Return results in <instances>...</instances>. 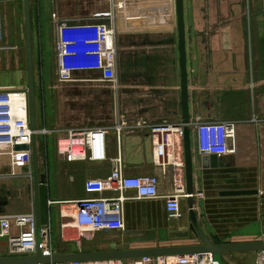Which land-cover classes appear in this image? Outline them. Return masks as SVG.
<instances>
[{
	"label": "crops",
	"instance_id": "1",
	"mask_svg": "<svg viewBox=\"0 0 264 264\" xmlns=\"http://www.w3.org/2000/svg\"><path fill=\"white\" fill-rule=\"evenodd\" d=\"M119 88L88 79L61 83L57 65L58 25L63 19L90 17L107 8L106 0H29L32 66L35 86L39 173L47 188L50 245L54 254L91 253L116 242L118 250L200 245L191 229L188 197L183 216L168 218L162 196L175 191L174 167L155 163L152 136L135 126L164 121L182 123L181 70L175 0H117ZM0 91L28 87L25 0H0ZM190 120L236 124L233 153L201 154L192 139L194 212L212 242L264 240V0H184ZM85 74L84 76H81ZM129 121L117 133V113ZM256 118V120H254ZM69 130H102L105 159L68 161L57 141ZM120 157L129 176L155 175L161 195L138 199L134 190L124 203L125 228L81 232L74 222V200L99 196L88 180L107 177ZM207 157V166L203 158ZM185 160V159H184ZM29 178L31 206L5 212L4 198ZM19 180H13V179ZM31 180V181H30ZM18 183H16V182ZM0 215L35 211L32 155L0 153ZM18 195V194H17ZM103 195H111L106 192ZM35 213V212H34ZM258 251L223 254L226 264H244ZM0 249V256H8ZM134 258L121 259L131 262ZM111 260V259H105ZM118 260V259H116ZM256 261V258H255ZM256 263V262H255Z\"/></svg>",
	"mask_w": 264,
	"mask_h": 264
},
{
	"label": "built area",
	"instance_id": "2",
	"mask_svg": "<svg viewBox=\"0 0 264 264\" xmlns=\"http://www.w3.org/2000/svg\"><path fill=\"white\" fill-rule=\"evenodd\" d=\"M107 8L94 12L90 17L63 19L58 25L57 65L54 75L61 83L79 80L80 73L89 72L96 79L119 88V43L117 0H106ZM3 19L0 15V38ZM1 48V47H0ZM256 120V118H254ZM188 126L191 136L198 142L201 154L225 156L235 151L236 124L231 121H204L196 116L188 123L161 122L147 124L138 120L134 127L146 131L154 140L155 163L173 166L176 181L183 179L184 127ZM129 127L124 113H117L116 130L119 135ZM47 129L33 130L29 121L28 90L7 89L0 91V153L8 152L12 157L19 152L32 155L33 136L46 134ZM102 130H69L57 141V150L66 160L105 159ZM159 180L155 175L129 176L124 170L122 159H114L113 168L105 178L88 180L89 192L100 195L73 201L74 222L81 232L123 230L125 228L124 203L130 197L125 191H135L138 199L161 197ZM109 192L111 195H103ZM182 184L176 185L173 193L165 199L168 218L183 216L181 198L188 197ZM0 238L7 239L8 254L11 256L34 255L38 250V229L34 212L0 215ZM40 246L44 256L54 254L50 245L47 225L40 228ZM52 264H220L211 253H192L168 256H143L131 262L121 259L84 261L75 260ZM256 264H264V250L257 252Z\"/></svg>",
	"mask_w": 264,
	"mask_h": 264
},
{
	"label": "water",
	"instance_id": "3",
	"mask_svg": "<svg viewBox=\"0 0 264 264\" xmlns=\"http://www.w3.org/2000/svg\"><path fill=\"white\" fill-rule=\"evenodd\" d=\"M177 15V30L179 35V53H180V70H181V107L183 123L190 121L189 113V87H188V69H187V51H186V30L184 21V0H175ZM25 31H26V55H27V72H28V100H29V121L33 130L36 129L35 116V86L34 71L32 66V49H31V24L29 0H25ZM184 161L186 190L188 196V206L191 215V229L201 238L202 244L191 246H174L153 249L139 250H118L117 243H108L106 249L91 253H66L53 254L44 256L40 246V228L42 225L48 224L49 205L47 188L44 176L39 173L37 136H33L32 141V165H33V182L35 190V216L38 229V250L34 255L23 256H0V264H52L58 262H69L75 260L95 261L105 259H128L139 258L143 256H168L182 255L192 253H211L213 259L220 264H226L223 254L238 251H260L264 250V240L249 243H215L212 242L197 224L196 213L194 212V186H193V155H192V139L190 128L184 127ZM204 166H207V157L203 158ZM212 164L215 165L216 155H212Z\"/></svg>",
	"mask_w": 264,
	"mask_h": 264
},
{
	"label": "rangeland",
	"instance_id": "4",
	"mask_svg": "<svg viewBox=\"0 0 264 264\" xmlns=\"http://www.w3.org/2000/svg\"><path fill=\"white\" fill-rule=\"evenodd\" d=\"M85 74L81 75V76H84ZM86 76V75H85ZM13 180H19V179H13ZM26 180V185H25V192L27 194V196H22V193L21 191L19 190H16L13 192V194L8 197V198H4V202L6 205L8 206H5V208L3 209L5 212H9V213H12V212H19V211H22L21 210V206H25V207H30L31 206V201L30 200V190L32 188V184L29 182V178L26 179L25 177L21 178L20 179V184L23 185L24 184V181ZM31 181V180H30ZM16 182V181H15ZM18 183V182H16ZM4 183L1 184L0 182V186L4 185ZM18 194V195H17ZM0 249H2V251H6L7 250V239L6 238H0ZM249 257L251 259L248 258V260H245V263L244 264H256L255 262V254L254 255H249Z\"/></svg>",
	"mask_w": 264,
	"mask_h": 264
}]
</instances>
